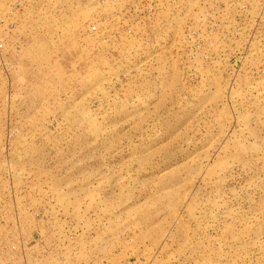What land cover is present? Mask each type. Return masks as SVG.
<instances>
[{
    "label": "rangeland",
    "instance_id": "obj_1",
    "mask_svg": "<svg viewBox=\"0 0 264 264\" xmlns=\"http://www.w3.org/2000/svg\"><path fill=\"white\" fill-rule=\"evenodd\" d=\"M0 264H264V0H0Z\"/></svg>",
    "mask_w": 264,
    "mask_h": 264
}]
</instances>
